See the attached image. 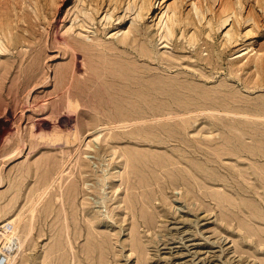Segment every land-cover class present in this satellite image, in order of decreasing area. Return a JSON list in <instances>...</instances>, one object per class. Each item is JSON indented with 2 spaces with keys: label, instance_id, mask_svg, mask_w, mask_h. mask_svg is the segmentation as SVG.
<instances>
[{
  "label": "rangeland",
  "instance_id": "1",
  "mask_svg": "<svg viewBox=\"0 0 264 264\" xmlns=\"http://www.w3.org/2000/svg\"><path fill=\"white\" fill-rule=\"evenodd\" d=\"M78 1L0 0V32L24 35L0 33V232L17 225L14 264H264V81L245 65L264 34L216 55L221 30L161 43L157 16L175 0H151L160 9L136 29L133 0H99L80 33L112 48L98 62L59 42Z\"/></svg>",
  "mask_w": 264,
  "mask_h": 264
},
{
  "label": "bare ground",
  "instance_id": "2",
  "mask_svg": "<svg viewBox=\"0 0 264 264\" xmlns=\"http://www.w3.org/2000/svg\"><path fill=\"white\" fill-rule=\"evenodd\" d=\"M78 2L79 4L75 3L73 7V23L71 24L70 29L63 33V36L61 37L62 39L59 41L61 43L63 53L72 55L73 53L75 54L76 52H81L83 55L93 58L94 61L100 59L98 62H107V56L110 55L112 50L111 47L106 45L99 48L100 43H85L80 38V33H82L81 30L85 31L84 29L89 28L91 22L95 20V15L99 13L100 9H102V4L99 0H79ZM119 2L122 4L121 0H109L108 9H110L111 6L114 8L113 10L116 9L120 11ZM129 4L126 6V10H128L129 13L132 11V9L135 10L134 13L132 12V14H135L132 17V29H136L140 21L144 19V16L147 12L153 9H160L159 2L157 6H154L156 1L151 3V0H133L132 6ZM187 5L190 6L188 10L186 9ZM243 8H245L244 16L241 15ZM159 12L160 15L159 17L157 16L158 20L156 19L157 21L155 26L161 43H172V45L176 44L179 41L176 40V34L178 31H180V37H182V39L178 43L185 39L186 42L189 44L192 43L193 45L196 41L203 39L201 38L203 35H205L206 39L213 40L215 38V33H218V31L221 30V32L224 31V41L222 40L223 42L221 41V44H219L222 46V50L220 52H216V55L220 54L226 49L229 51L237 49V52H242L249 49V51L243 53L246 54L258 47V49L255 50L253 57L250 58L245 63V65L254 64L257 75L260 76L262 82L264 81V41L261 44L253 43L256 47L246 44L248 39L257 38L259 34H264V0H175L169 6H167L166 10H160ZM66 13L67 14H65L64 20L69 17L70 10H68ZM114 17L113 14L106 10L105 15L102 17L103 21L101 22L104 28L114 26L112 21V18ZM125 17L126 14L122 17L118 16L117 19H119V22H121L125 19ZM12 29L13 28L11 26L2 28L3 32L0 33L4 35L3 40L5 38V43L7 42L8 44H12L16 38H24V35L21 36L16 32L13 33ZM71 30H73V32H71ZM2 34L1 36H3ZM125 34H129V32ZM0 44L2 45L1 40ZM71 75V73L63 71L57 74L56 78H61L62 81L70 79L71 77L75 79L74 75ZM227 113L228 112H225V114ZM234 115L237 114L234 113ZM127 123L125 124L127 125ZM95 137L97 136L94 135V138ZM94 140H97V138ZM58 179L60 178L58 177ZM16 228L17 225H15L12 230H8V228H5L4 226L1 228L2 231L0 232V243L2 246L0 251L5 249L4 264H14L17 250L23 245V241L16 232ZM11 243H13V245H11L12 247L9 245ZM14 245L16 246L13 249Z\"/></svg>",
  "mask_w": 264,
  "mask_h": 264
},
{
  "label": "built area",
  "instance_id": "3",
  "mask_svg": "<svg viewBox=\"0 0 264 264\" xmlns=\"http://www.w3.org/2000/svg\"><path fill=\"white\" fill-rule=\"evenodd\" d=\"M1 249V248H0ZM5 249H3L2 251H0V264H4L5 262Z\"/></svg>",
  "mask_w": 264,
  "mask_h": 264
}]
</instances>
